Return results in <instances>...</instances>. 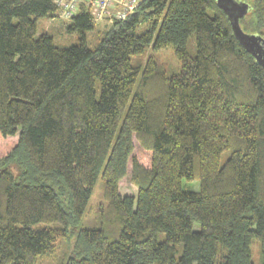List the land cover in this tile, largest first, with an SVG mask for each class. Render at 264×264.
I'll list each match as a JSON object with an SVG mask.
<instances>
[{"label": "trees", "instance_id": "1", "mask_svg": "<svg viewBox=\"0 0 264 264\" xmlns=\"http://www.w3.org/2000/svg\"><path fill=\"white\" fill-rule=\"evenodd\" d=\"M237 1L264 38V0ZM59 12L0 0V264H264V68L216 0L103 25L81 3L37 35Z\"/></svg>", "mask_w": 264, "mask_h": 264}, {"label": "rangeland", "instance_id": "2", "mask_svg": "<svg viewBox=\"0 0 264 264\" xmlns=\"http://www.w3.org/2000/svg\"><path fill=\"white\" fill-rule=\"evenodd\" d=\"M207 13L209 15H212V10L211 9H207ZM111 18H101L100 20H97L96 22L100 25H103L105 23H108L110 21ZM67 20L66 18H60L58 16L54 17L53 19H40L38 21L37 24V35L41 32V31H50L54 37H55V41L57 43H59V39L63 37V35L65 34V32H61L60 30L61 28V22L62 21ZM60 29V30H59ZM66 35V34H65ZM68 37V36H67ZM69 39V38H68ZM74 40V37L72 38ZM66 42V41H65ZM68 43V41H67ZM150 53V50H147L145 57L148 56ZM159 57L160 60L165 63V69L167 72H170L171 70H174V67H178L180 65V62L178 59H176V57L173 55V50L171 47H166L164 49H162L159 52ZM171 65L170 67L167 65ZM12 140H16V136L11 138ZM229 155V151L225 150L222 152L221 156H220V164L222 165L226 158ZM184 187L186 189L189 190H197L198 189V183L196 181L194 182H183ZM120 192L121 193H135V189L134 186H132L128 180L123 181L120 184ZM103 202V185H102V181L100 179V177H97V180L95 182V186L93 188V192L91 194V197L89 199V207L94 208L96 207L99 203ZM160 237H164V234H161ZM256 247V244L253 245V248ZM64 246H61L60 249L57 251V256L63 252L64 250ZM50 259V260H48ZM42 261L41 264H55L56 260H54V257L48 258Z\"/></svg>", "mask_w": 264, "mask_h": 264}, {"label": "built area", "instance_id": "3", "mask_svg": "<svg viewBox=\"0 0 264 264\" xmlns=\"http://www.w3.org/2000/svg\"><path fill=\"white\" fill-rule=\"evenodd\" d=\"M141 0H55L62 18L73 16L79 4L84 3L95 21L101 18H125L133 13Z\"/></svg>", "mask_w": 264, "mask_h": 264}, {"label": "water", "instance_id": "4", "mask_svg": "<svg viewBox=\"0 0 264 264\" xmlns=\"http://www.w3.org/2000/svg\"><path fill=\"white\" fill-rule=\"evenodd\" d=\"M216 4L226 14L234 37L264 68V38L258 34L245 33L238 22L239 17L249 9L248 3L237 0H216Z\"/></svg>", "mask_w": 264, "mask_h": 264}]
</instances>
